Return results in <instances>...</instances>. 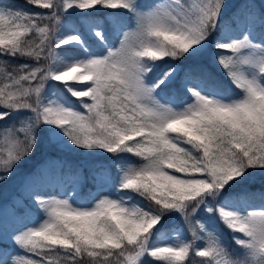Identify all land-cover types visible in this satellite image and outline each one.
Returning <instances> with one entry per match:
<instances>
[{
	"label": "snow or ice",
	"instance_id": "6c2138e0",
	"mask_svg": "<svg viewBox=\"0 0 264 264\" xmlns=\"http://www.w3.org/2000/svg\"><path fill=\"white\" fill-rule=\"evenodd\" d=\"M0 57V190L37 152L111 164L93 202L47 191L54 161L26 175L0 264H264V209L231 200L264 185V0H0Z\"/></svg>",
	"mask_w": 264,
	"mask_h": 264
},
{
	"label": "trees",
	"instance_id": "16d2710c",
	"mask_svg": "<svg viewBox=\"0 0 264 264\" xmlns=\"http://www.w3.org/2000/svg\"><path fill=\"white\" fill-rule=\"evenodd\" d=\"M232 2L236 3L238 0H232ZM15 3L18 6L24 5V0H15ZM27 7L30 8V6ZM21 59L23 58H18L17 61H12V63L18 64ZM4 62L5 58L0 57V66ZM161 65L163 66L162 63L160 67ZM196 75L204 79V82L211 85L217 94L225 98H235L239 95L238 90L233 88L227 81V77L223 76L222 72H219L214 66H206L197 71ZM166 97L175 99V92L166 93ZM2 142V137H0V143ZM50 161L55 162V172L58 174L49 175L44 178L43 183L46 188H57L60 192H64L67 190L66 184L68 182L76 183L79 202H92L93 191L96 189L108 190V186L111 183V164L106 154L94 156L72 151H63L55 155H50L46 152H37L19 169L14 180L5 186L3 190H0V206L10 203L14 195L20 194V185L26 175L33 170L44 167ZM231 200L235 205L240 207H262L264 206V185H262L259 179L242 185L233 194ZM25 203L30 204V201H25ZM28 216L35 218V213L29 212ZM176 230L180 232L182 237L190 238L181 228L166 230L164 237ZM212 230L214 233H219L224 241L231 244L230 234L222 229V227L214 224Z\"/></svg>",
	"mask_w": 264,
	"mask_h": 264
},
{
	"label": "rangeland",
	"instance_id": "374dc122",
	"mask_svg": "<svg viewBox=\"0 0 264 264\" xmlns=\"http://www.w3.org/2000/svg\"><path fill=\"white\" fill-rule=\"evenodd\" d=\"M158 2H162V0H158ZM163 66L161 65V68H162ZM169 99H171V98H169ZM66 188H67V190H72V189H74L75 191H76V189H77V184L76 183H68L67 185H66ZM47 189V191L50 193V194H52V195H57V196H60V195H63L64 194V192H60V191H58L57 190V188H53V189H48V188H46ZM66 190V191H67ZM103 192H105L104 190H95L94 192H93V197H92V202L94 201V198H96L97 197V195L99 194V193H103ZM83 203V202H82ZM237 208H239V209H242V210H257V211H259V210H261V209H264V207H251V208H248V206H243V207H240V206H238V205H235ZM32 219H35V218H32ZM177 239H186L185 237H182L181 236V234H180V232L178 231V230H176V231H174V232H172L171 234H169L168 236H166L165 237V241L166 242H176V240Z\"/></svg>",
	"mask_w": 264,
	"mask_h": 264
}]
</instances>
